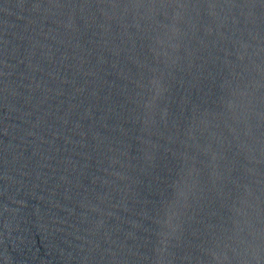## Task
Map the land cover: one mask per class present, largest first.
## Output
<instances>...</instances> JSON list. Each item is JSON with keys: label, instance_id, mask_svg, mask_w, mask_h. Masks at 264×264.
Instances as JSON below:
<instances>
[{"label": "water", "instance_id": "water-1", "mask_svg": "<svg viewBox=\"0 0 264 264\" xmlns=\"http://www.w3.org/2000/svg\"><path fill=\"white\" fill-rule=\"evenodd\" d=\"M0 264H264V0H0Z\"/></svg>", "mask_w": 264, "mask_h": 264}]
</instances>
